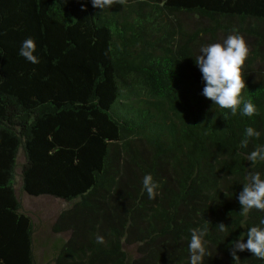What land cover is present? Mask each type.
Returning a JSON list of instances; mask_svg holds the SVG:
<instances>
[{"label": "trees", "instance_id": "obj_1", "mask_svg": "<svg viewBox=\"0 0 264 264\" xmlns=\"http://www.w3.org/2000/svg\"><path fill=\"white\" fill-rule=\"evenodd\" d=\"M238 32L250 53L232 115L203 94L202 47ZM33 38L32 63L19 52ZM243 105H241L242 109ZM260 132L241 147L245 129ZM264 0H0V264H38L37 226L16 190L72 202L52 230L54 264H264L230 254L264 211L241 215L249 171L264 179ZM151 174L154 198L143 188ZM220 223L225 230L220 231ZM102 236L104 242L97 243ZM132 247V248H131Z\"/></svg>", "mask_w": 264, "mask_h": 264}, {"label": "clouds", "instance_id": "obj_2", "mask_svg": "<svg viewBox=\"0 0 264 264\" xmlns=\"http://www.w3.org/2000/svg\"><path fill=\"white\" fill-rule=\"evenodd\" d=\"M125 0H92L93 7L104 9L114 4H123ZM36 43L33 38L23 41L19 54L32 63H38V57L34 55ZM250 53V48L245 38L238 32L230 34L223 41L204 46L200 50V55L195 58L205 86L202 94L213 101L222 109L231 110L232 115H236L240 110L242 116L252 117L257 114L256 106L250 101L245 100L241 93L246 87L244 71L245 61ZM241 105H243L241 109ZM260 132L252 127L245 129V138L241 140V147L246 148L249 138H259ZM247 160L255 164L257 161H264V146H258L251 151ZM143 188L148 197L154 198L156 195L157 183L153 176L147 174L143 178ZM241 205V215L246 217L250 210L257 209L264 211V179L259 172L247 174V183L243 185V190L238 196ZM264 224V220H261ZM220 231L225 230V224L220 223ZM208 229H193L189 243L190 264H203L204 258L208 256L205 239ZM247 241L244 238H237L230 244V254L233 260H238L237 251H250L253 256L264 259V228L253 226L247 230ZM97 243H103L104 238L98 236Z\"/></svg>", "mask_w": 264, "mask_h": 264}, {"label": "rangeland", "instance_id": "obj_3", "mask_svg": "<svg viewBox=\"0 0 264 264\" xmlns=\"http://www.w3.org/2000/svg\"><path fill=\"white\" fill-rule=\"evenodd\" d=\"M23 161L24 155L21 152L17 168L16 190L22 201L24 210L32 215L33 221L37 226V231L35 232V237H37L35 247L37 262L38 264H47L53 244L50 238L62 236L68 239L71 235V231L68 230L57 234L52 230V227L60 218L63 210L71 207L73 203L51 195H28L22 188L21 164Z\"/></svg>", "mask_w": 264, "mask_h": 264}, {"label": "water", "instance_id": "obj_4", "mask_svg": "<svg viewBox=\"0 0 264 264\" xmlns=\"http://www.w3.org/2000/svg\"><path fill=\"white\" fill-rule=\"evenodd\" d=\"M47 264H54V260H53V251L50 252L48 260H47Z\"/></svg>", "mask_w": 264, "mask_h": 264}]
</instances>
